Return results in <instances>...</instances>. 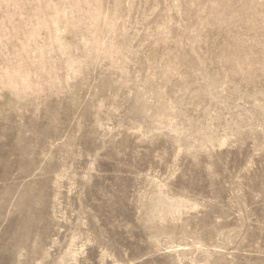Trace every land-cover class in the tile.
<instances>
[{
	"label": "rangeland",
	"instance_id": "rangeland-1",
	"mask_svg": "<svg viewBox=\"0 0 264 264\" xmlns=\"http://www.w3.org/2000/svg\"><path fill=\"white\" fill-rule=\"evenodd\" d=\"M0 264H264V0H0Z\"/></svg>",
	"mask_w": 264,
	"mask_h": 264
}]
</instances>
